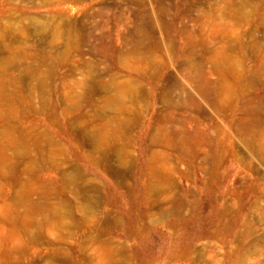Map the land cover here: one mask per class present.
Returning <instances> with one entry per match:
<instances>
[{
  "label": "rangeland",
  "instance_id": "374dc122",
  "mask_svg": "<svg viewBox=\"0 0 264 264\" xmlns=\"http://www.w3.org/2000/svg\"><path fill=\"white\" fill-rule=\"evenodd\" d=\"M0 264H264V0H0Z\"/></svg>",
  "mask_w": 264,
  "mask_h": 264
},
{
  "label": "bare ground",
  "instance_id": "6f19581e",
  "mask_svg": "<svg viewBox=\"0 0 264 264\" xmlns=\"http://www.w3.org/2000/svg\"><path fill=\"white\" fill-rule=\"evenodd\" d=\"M224 70H225V72H231V70H233V66L229 63V64L224 66ZM255 105H257V104H255ZM255 105L251 107L252 120L254 119L255 121L256 120L260 121L263 118L259 117V114L257 112V106L255 107Z\"/></svg>",
  "mask_w": 264,
  "mask_h": 264
}]
</instances>
